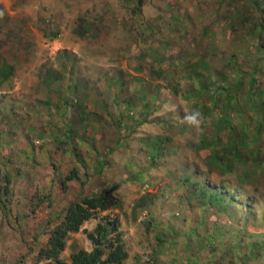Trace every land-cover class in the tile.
Returning a JSON list of instances; mask_svg holds the SVG:
<instances>
[{
    "label": "rangeland",
    "instance_id": "374dc122",
    "mask_svg": "<svg viewBox=\"0 0 264 264\" xmlns=\"http://www.w3.org/2000/svg\"><path fill=\"white\" fill-rule=\"evenodd\" d=\"M141 2L0 0V264H72L102 218L122 264H264V0Z\"/></svg>",
    "mask_w": 264,
    "mask_h": 264
},
{
    "label": "trees",
    "instance_id": "16d2710c",
    "mask_svg": "<svg viewBox=\"0 0 264 264\" xmlns=\"http://www.w3.org/2000/svg\"><path fill=\"white\" fill-rule=\"evenodd\" d=\"M141 4V0H138V5L140 6ZM252 85L253 81H250V86ZM219 128L222 129V124ZM157 143L158 142H154L152 146L153 148L151 150L154 152L157 151ZM212 162L216 163V160H213ZM69 177L67 179H69ZM73 178L76 177L73 176L72 179ZM64 187H66L65 183H63V188ZM233 198L234 195L231 196L230 200L234 203ZM218 201L217 195L215 194L212 195V198L209 200L211 203ZM220 204L222 205L223 203L221 202ZM117 207L118 202L111 198L108 194L102 192L85 197L80 201L70 204L66 207L60 222L55 226L56 228L48 243V247H50L49 250L47 247L46 249H40V255L38 258L46 256L48 259L57 260L60 252L65 249L66 238L68 239L69 236L77 234L85 221L94 218L97 213L104 212L109 209H116ZM220 207L221 209H224L222 206ZM102 219V221H99L96 224L92 232L87 233V237L93 245L92 250L90 252L80 250L72 254V264H122L124 260H126L128 254L124 250L122 233L118 230V221L115 219L110 220L109 218L107 220L106 218ZM157 240L162 242L160 237H157Z\"/></svg>",
    "mask_w": 264,
    "mask_h": 264
},
{
    "label": "clouds",
    "instance_id": "9594fccd",
    "mask_svg": "<svg viewBox=\"0 0 264 264\" xmlns=\"http://www.w3.org/2000/svg\"><path fill=\"white\" fill-rule=\"evenodd\" d=\"M183 121L195 133L203 132V114L199 109H184Z\"/></svg>",
    "mask_w": 264,
    "mask_h": 264
},
{
    "label": "crops",
    "instance_id": "0c3cea01",
    "mask_svg": "<svg viewBox=\"0 0 264 264\" xmlns=\"http://www.w3.org/2000/svg\"><path fill=\"white\" fill-rule=\"evenodd\" d=\"M259 243H261V247L259 249V251H260L259 253H260V255H263V259H264V237L260 238ZM260 255L258 254V256H260Z\"/></svg>",
    "mask_w": 264,
    "mask_h": 264
}]
</instances>
